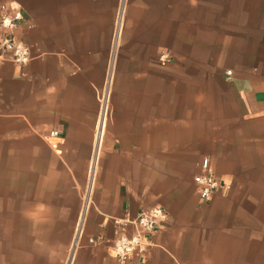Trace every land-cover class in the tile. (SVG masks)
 I'll return each mask as SVG.
<instances>
[{
  "label": "crops",
  "instance_id": "crops-1",
  "mask_svg": "<svg viewBox=\"0 0 264 264\" xmlns=\"http://www.w3.org/2000/svg\"><path fill=\"white\" fill-rule=\"evenodd\" d=\"M208 2L0 0L33 55L0 62V264H120L116 221L154 206L168 218L128 264H264V59L226 74ZM205 157L230 184L208 201Z\"/></svg>",
  "mask_w": 264,
  "mask_h": 264
},
{
  "label": "built area",
  "instance_id": "built-area-1",
  "mask_svg": "<svg viewBox=\"0 0 264 264\" xmlns=\"http://www.w3.org/2000/svg\"><path fill=\"white\" fill-rule=\"evenodd\" d=\"M26 16L21 7H13L8 3L0 4V62L9 61L24 66L33 58L32 46L25 40L19 38L16 30ZM162 61H167L168 54L161 56ZM116 66V50L113 52L109 75L113 76ZM231 69L226 71L228 76H232ZM102 108V120L108 116L109 111V93L105 92L100 97ZM50 137L62 138L59 130H51ZM195 183L200 198L208 201L218 191H227L230 184L219 179L211 169V162L208 157L203 158L201 170L195 175ZM168 213L161 206H154L142 210L139 215L129 221L132 225V232L129 233L127 226L120 221L116 238L113 241V253L116 255L120 264H128L133 257L144 256L149 247L153 244L152 237L159 227L167 220ZM101 237H89V243H97L102 240Z\"/></svg>",
  "mask_w": 264,
  "mask_h": 264
},
{
  "label": "rangeland",
  "instance_id": "rangeland-1",
  "mask_svg": "<svg viewBox=\"0 0 264 264\" xmlns=\"http://www.w3.org/2000/svg\"><path fill=\"white\" fill-rule=\"evenodd\" d=\"M207 7L209 11L223 13L224 40L230 49L223 54L224 71L236 64L248 72L250 66L259 64L264 59V0H218L217 3L209 0ZM258 64L253 66V72L262 69L263 64ZM115 71L116 66L113 74ZM12 246L6 226L1 225V256ZM5 261L1 258V264Z\"/></svg>",
  "mask_w": 264,
  "mask_h": 264
}]
</instances>
